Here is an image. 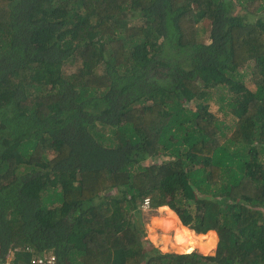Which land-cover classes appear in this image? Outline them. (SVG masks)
<instances>
[{
  "label": "trees",
  "instance_id": "16d2710c",
  "mask_svg": "<svg viewBox=\"0 0 264 264\" xmlns=\"http://www.w3.org/2000/svg\"><path fill=\"white\" fill-rule=\"evenodd\" d=\"M143 209L189 254L145 247ZM15 246L264 264V0H0V259Z\"/></svg>",
  "mask_w": 264,
  "mask_h": 264
},
{
  "label": "rangeland",
  "instance_id": "374dc122",
  "mask_svg": "<svg viewBox=\"0 0 264 264\" xmlns=\"http://www.w3.org/2000/svg\"><path fill=\"white\" fill-rule=\"evenodd\" d=\"M210 111L214 113L215 116L220 117V114L218 113L217 108L215 106H212ZM145 210L146 209H143L144 213L142 217L140 218V221L142 222V229H143L142 240H144L145 242V247L157 248L163 253L169 252V253H175V254H189V253H184L183 251H179L175 248H171L170 244L173 243L172 239L174 236V229L172 228L166 231L162 229L163 225L158 224V220L162 221V219H165L168 217L167 212L163 211L162 209H156L153 212H149L148 210L147 211ZM167 241H170V244H168ZM194 250L200 253L197 249H194ZM214 251H215V247L214 249L210 251L212 252L211 254H209L210 252H208V254H202V253L200 254L212 255Z\"/></svg>",
  "mask_w": 264,
  "mask_h": 264
},
{
  "label": "built area",
  "instance_id": "2783aa9c",
  "mask_svg": "<svg viewBox=\"0 0 264 264\" xmlns=\"http://www.w3.org/2000/svg\"><path fill=\"white\" fill-rule=\"evenodd\" d=\"M147 206V201H145L144 208H147ZM15 251L17 250L12 251V249H10L5 258L3 260L0 259V264H18L19 262L15 263L12 260V255H15ZM27 264H57V259L55 254L47 252L42 255L33 256Z\"/></svg>",
  "mask_w": 264,
  "mask_h": 264
},
{
  "label": "clouds",
  "instance_id": "9594fccd",
  "mask_svg": "<svg viewBox=\"0 0 264 264\" xmlns=\"http://www.w3.org/2000/svg\"><path fill=\"white\" fill-rule=\"evenodd\" d=\"M14 250H17V251H15V253H16V252H18L19 248L17 247V248H16V249H14ZM12 251H13V250H12ZM168 253H169V252H168ZM13 257H15V255H14V254L12 255V260H13V262H15V263H16V260H15ZM32 257H33V256H32ZM32 257H31V258H32Z\"/></svg>",
  "mask_w": 264,
  "mask_h": 264
},
{
  "label": "crops",
  "instance_id": "0c3cea01",
  "mask_svg": "<svg viewBox=\"0 0 264 264\" xmlns=\"http://www.w3.org/2000/svg\"><path fill=\"white\" fill-rule=\"evenodd\" d=\"M213 233H214V232H213ZM214 234H215V233H214ZM215 236H216V234H215ZM216 238H217V236H216ZM216 242H217V240H216ZM216 244H217V243H216ZM216 244H215V245H216ZM17 247H18V246H15L14 249H16ZM211 253H212V252H210L209 254H211Z\"/></svg>",
  "mask_w": 264,
  "mask_h": 264
},
{
  "label": "water",
  "instance_id": "95a60500",
  "mask_svg": "<svg viewBox=\"0 0 264 264\" xmlns=\"http://www.w3.org/2000/svg\"><path fill=\"white\" fill-rule=\"evenodd\" d=\"M216 244V243H215ZM215 248H216V245H215Z\"/></svg>",
  "mask_w": 264,
  "mask_h": 264
},
{
  "label": "bare ground",
  "instance_id": "6f19581e",
  "mask_svg": "<svg viewBox=\"0 0 264 264\" xmlns=\"http://www.w3.org/2000/svg\"><path fill=\"white\" fill-rule=\"evenodd\" d=\"M211 232H213V231H211ZM215 233V232H214Z\"/></svg>",
  "mask_w": 264,
  "mask_h": 264
}]
</instances>
